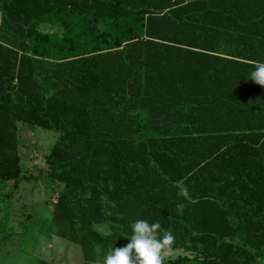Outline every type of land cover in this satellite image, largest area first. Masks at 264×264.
Instances as JSON below:
<instances>
[{"label": "trees", "instance_id": "obj_1", "mask_svg": "<svg viewBox=\"0 0 264 264\" xmlns=\"http://www.w3.org/2000/svg\"><path fill=\"white\" fill-rule=\"evenodd\" d=\"M257 62L264 0H0V189L24 179L19 124L52 129L50 231L87 260L142 219L196 254L161 264H263Z\"/></svg>", "mask_w": 264, "mask_h": 264}, {"label": "rangeland", "instance_id": "obj_2", "mask_svg": "<svg viewBox=\"0 0 264 264\" xmlns=\"http://www.w3.org/2000/svg\"><path fill=\"white\" fill-rule=\"evenodd\" d=\"M40 28L45 32L60 31L57 26L49 24H42ZM19 134L24 179L16 189L11 186L0 189V231L8 229L9 233L5 236L0 233V264H14L11 261L22 249L32 248L37 232L47 233L52 221L53 200L61 188L60 185L53 186L46 175V157L57 140L58 132L20 123ZM177 255L196 256L185 249L175 250L171 257L176 258ZM261 259L264 260L263 256ZM22 260L24 256L19 259ZM31 263L32 260L28 262Z\"/></svg>", "mask_w": 264, "mask_h": 264}, {"label": "clouds", "instance_id": "obj_3", "mask_svg": "<svg viewBox=\"0 0 264 264\" xmlns=\"http://www.w3.org/2000/svg\"><path fill=\"white\" fill-rule=\"evenodd\" d=\"M251 80L264 87V62H257L249 72ZM177 211H182L183 205H176ZM131 235L122 247H112L110 253L104 256L103 264H161V249L171 245L173 236L164 231L159 223H149L138 219L131 223ZM162 233L159 235L158 231ZM159 235V238H158Z\"/></svg>", "mask_w": 264, "mask_h": 264}, {"label": "crops", "instance_id": "obj_4", "mask_svg": "<svg viewBox=\"0 0 264 264\" xmlns=\"http://www.w3.org/2000/svg\"><path fill=\"white\" fill-rule=\"evenodd\" d=\"M53 201L50 211L51 216L56 200ZM95 228L102 233H109V227L105 224L95 225ZM46 232H37L32 248L29 246L24 250L22 249L11 262L14 264H22V262L23 264H28L32 260L31 264H40L41 262L49 264H103L104 257L103 259L87 260L81 244L52 233L50 224ZM170 248L169 246L162 248L161 253L164 254V257L174 258L171 255L177 249ZM111 250L109 249L107 253H110ZM23 256L24 260L19 261Z\"/></svg>", "mask_w": 264, "mask_h": 264}]
</instances>
